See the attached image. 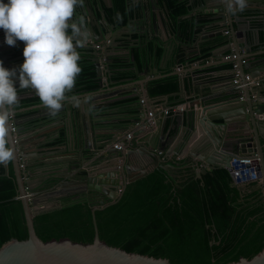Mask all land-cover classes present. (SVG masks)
Returning a JSON list of instances; mask_svg holds the SVG:
<instances>
[{
    "label": "crops",
    "instance_id": "obj_1",
    "mask_svg": "<svg viewBox=\"0 0 264 264\" xmlns=\"http://www.w3.org/2000/svg\"><path fill=\"white\" fill-rule=\"evenodd\" d=\"M166 1H135V5L130 3L128 10L125 9L122 19L118 15L117 25L122 28L119 30L121 32L116 34L118 38L115 37L117 42L114 44L120 42V46L116 51L110 50L109 57H107L113 60L111 64L112 75L107 74L106 76L107 70L103 69L102 82L104 84L102 88L98 87L101 91L100 97L94 101L93 107L87 103L84 104L85 120L80 117L78 119V116L73 114L70 104L77 103L78 100H88L87 97L83 99H78V97L87 95L85 92L80 93L81 90H93L86 86L89 80L96 82L95 88L98 86L95 75L93 79L90 78L89 80L85 77L81 83L75 79L73 88L66 92V99L62 101V107L55 116L51 115L49 110L42 105L34 89L30 87L21 88L17 84L18 103L15 106L14 115L20 121L18 127L23 129L22 136L35 141L34 144L25 148L28 164L34 165L43 158L67 153L70 157H77L82 160L52 164L46 168L56 169L59 167L61 172L65 170L66 172L60 181L69 180L68 184L71 187L80 182L83 184L86 180L85 171L92 168L93 157H90L92 151L94 154H103L106 157L108 155L105 152L107 148L118 146L119 143L122 144L123 139L127 138L126 134L131 133L127 140L133 147L144 146L150 149L152 146L147 145L146 141H150L151 144L157 142V145L161 143L163 150H158L157 155L162 164L172 165L167 170L181 171L182 175L188 173L186 169L194 172L192 168L187 167L194 163L192 160L194 155L188 153L180 156L178 153L188 128L185 114L191 108V104L194 103L195 106H198L197 100L194 99L197 94L205 93L209 86L227 83L224 79H218L219 81L215 84H210V79L219 78L221 75L230 72L228 68L231 63L224 61L223 56L233 51V48L228 46L231 40H233L231 43L234 45H238V42L230 28L221 35H215L214 31H220L219 26L213 25L217 21L206 19L215 14L217 0H208L205 4L207 6L203 5L200 0H196L193 6H190L192 2L190 0H179L186 7V11L182 15H174ZM232 1L234 6V0ZM117 2L119 1L113 0L116 8H118ZM164 2L168 7L169 20L165 23L171 21L172 26L179 27L184 22H190L188 29L190 36L184 37L176 33L174 38L166 35L160 27L158 19L159 11L163 10ZM151 13L155 14L156 18H152ZM230 13L232 14V24L243 33L238 37L243 43L238 48L242 54L248 56L246 61H252L250 72L254 73L255 79H259L260 99L264 101V0H247L242 11L233 10ZM196 18L199 19L196 30L199 33L198 36L194 34L195 31L192 28ZM87 19L91 20L90 17ZM96 19L101 21L99 14L96 15ZM72 22H74L73 18L70 19V23ZM99 28L104 30L106 27L99 24ZM67 31L72 32L71 27ZM125 32H129L133 40L121 38L122 34L125 36ZM205 33L212 35V37L203 38ZM107 41L103 38L93 44V49L100 54L102 68L104 67L102 49L106 46ZM163 43L169 47L165 52L161 47ZM0 44L6 49L5 52H2L3 59H0V62L7 68L17 67L23 61L21 49L24 42L18 40L16 45L6 44L3 29H0ZM73 44L75 47L74 39ZM150 52L152 56L148 59V66H145L143 65V58ZM78 64L79 66H93L91 61L82 62L78 60ZM144 68L147 70L146 74L142 73L141 76H138ZM179 77L182 78L183 83L181 85L179 84ZM171 82L177 83L175 90L156 91L158 86ZM140 99H144V101L141 102ZM165 109L168 110L166 113L164 112ZM148 112L153 113L151 120L148 118ZM136 121H140V124H136ZM79 124L84 130V146H88V149H84V155L81 151V140L77 139L78 135L74 138ZM231 124L234 123L228 125L229 129ZM249 127L251 129V125ZM66 128L70 134L68 144L64 141ZM86 128L88 136L86 135ZM232 129L228 131L226 138L236 135V130ZM260 129L264 133V122L261 123ZM118 131L122 132L117 133ZM98 133L104 136V140H98ZM111 133H114L117 139L99 148V143L111 141L113 137ZM57 134H59L58 137ZM242 134L247 135L245 132ZM175 137H179L178 141H174ZM261 141L264 143V139ZM227 143L225 144L227 150L235 149L234 141ZM193 151L201 153L203 149L199 150L198 147ZM106 162L107 159H103L95 164L93 169L97 171L98 166L101 165L104 170L109 169L110 167L106 165L108 164ZM141 162V166L146 164L148 167L153 163L148 155H144ZM140 165L138 166L141 167ZM138 166L132 164L129 169L134 173L138 170ZM0 169L3 171L2 168ZM32 169L35 171L38 167L34 165ZM6 171L7 175L14 176L10 160L7 161ZM118 174H120L118 180L122 183L123 175ZM247 185L249 184L240 185L242 195L249 193L252 189H260L264 194L263 186H259L258 183H254L251 188H248Z\"/></svg>",
    "mask_w": 264,
    "mask_h": 264
},
{
    "label": "water",
    "instance_id": "obj_2",
    "mask_svg": "<svg viewBox=\"0 0 264 264\" xmlns=\"http://www.w3.org/2000/svg\"><path fill=\"white\" fill-rule=\"evenodd\" d=\"M123 1L124 7L128 10L130 3L135 5V1L140 0ZM190 1H192L190 6H193L196 0ZM200 1L205 5L208 0ZM230 2L233 3L232 0H217L215 14L206 19L217 21L213 25L219 26L220 31H214L215 35H221L230 28L237 38L238 45L232 44L233 40H231L228 46L232 47L233 52L237 54L234 60H236L238 66V73L236 75V70L232 68L231 63V66L228 68L229 73L223 74L219 78L210 79V84H215V82L219 81L218 79H224L227 81L226 84L209 86L205 93L195 96L194 99L197 100L198 106H195L194 103L191 104V108L185 114L188 128L186 136L182 137L181 149L178 153L180 156L188 153L194 155L192 159L194 163L187 167L192 168L195 176L200 178L201 175L219 167L226 168L232 177L230 160L233 157L246 153L257 152L258 160H254L253 163L256 166L257 176L262 178V183H258V185L264 188V143L261 141V139H264V133L260 129L261 123L264 122V107H262L264 101L260 99L261 90L259 84L246 83L245 74H249L251 78L255 77V75L250 72L252 61H242L243 58L248 56L242 54L238 48L243 44L238 39L243 33L232 24V14L228 6ZM119 10V7L116 8L114 5L113 0H79V3L74 7L73 21L78 24L80 18H83L84 21L81 26V34L74 37L75 50L80 56V61H91V64L93 62L95 78L98 82V86L93 90H81L80 93L85 92L87 95L78 97V99L87 97L88 100H78L77 103L70 104L71 111L74 115L78 116V119L80 117L85 120L86 110L84 104L87 103L93 107L95 105L93 104L94 101L100 97L101 91H99V88H102L104 84L102 82L103 69L107 70L106 76L107 74L109 76L112 75L113 69L111 68V64L113 60L107 57H109L110 50L116 51L120 46V42L114 44L117 42L115 38L117 37L116 34L121 32L119 30L122 28L117 25ZM167 13L168 7L164 2L163 10L159 11L158 19L160 27L167 36L175 38L176 33L182 35L179 27L172 26L171 21L165 23L169 21ZM97 14L100 15L101 21L96 19ZM150 16L156 18L155 14L151 13ZM88 17H90V21L87 19ZM198 22L199 19L196 18L192 26L195 31L194 34L197 36L199 34L196 32ZM99 24H102L106 28L101 30ZM68 34L71 35L72 32H68ZM203 35H205L203 38L212 37V35L206 33ZM121 36L123 39L129 38V40H133L129 32H125V36L124 34ZM103 38L108 41L102 49L104 56V67L102 68L100 54H98L97 50L93 49V44H96L99 39ZM161 47L164 52L169 49L168 45L164 43ZM5 51L6 49L0 44V59H3L2 52ZM99 51L101 52V50ZM246 51L248 50L246 49ZM92 55H95V57H92ZM150 56H152L151 52L143 58V65L148 66ZM146 72L147 70L144 68L142 72H139L138 76H141L142 73L146 74ZM236 77L243 84L241 88H236L233 83ZM178 80L181 85L183 83L182 78L179 77ZM17 118L13 115L7 123L10 129L9 144L14 149L10 162L13 166L17 184V197L22 203L28 237L22 242L10 240L4 243L0 247V264H170L167 259H157L148 255L126 252L120 250L118 247L109 246L100 239L95 218L96 210L103 209L120 199L129 182L147 175L156 168L167 170L172 167L171 164H162L160 157L157 155L158 150H163L161 143L157 145V142L151 144L150 141H146L147 145L152 146L150 149L144 146L133 147L129 144L127 138H125L122 144L119 143L118 146L115 145L114 147L107 148L105 152L108 155L106 157L103 154H94L92 151V154H90V157H93L92 168L85 171L86 180L83 184L80 182L71 187L68 184L69 180L60 181L64 176V172H66L65 170L61 172L59 167L56 169H48L46 167L62 162L81 161L82 159L70 157L67 153H60L57 156L46 157L37 161L34 165L38 169L34 171L32 169L34 165L26 162L25 148L34 144L35 141H31L29 137L22 136L23 129L22 127H18L20 121ZM230 123H234L235 126L232 130H236V135L226 138L228 131L231 130L228 128ZM10 124H12L13 129ZM249 125H251V129ZM83 131V128L79 124L74 138L78 135L77 139L81 140V151L84 155V149H88V146H84L85 135ZM121 132L118 131L117 133ZM242 132L247 133V135H243ZM111 134L113 135L111 141L99 143V148L117 139L114 133ZM86 135L88 136L87 128ZM58 136L59 134H57ZM69 137L70 134L66 128L64 141L67 144ZM97 137H99V141L104 140V136L100 133L97 134ZM178 138L175 137L174 141H178ZM228 141H234V150H227L225 148V144H228ZM198 147L199 150L203 149L201 153L193 151ZM144 155H148L152 160L153 163L152 165L150 164V167L146 164L140 165ZM103 159H107L106 163L108 164L106 165L110 168L104 170L101 165L98 166L97 171L94 170V165ZM132 164H137V166L140 165L141 167L138 166V170L133 173L129 169ZM0 168L3 170L1 171L0 169V175H7V162L0 163ZM27 168L28 170H25ZM118 173L123 175L122 183L118 180L120 175ZM230 185L240 187L233 180ZM62 194L78 195L68 200L56 199V197ZM77 202H86L91 207L94 230L93 241L91 243L72 242L66 237L42 241L36 234L33 217L41 212L65 207ZM227 264H264V248L251 258L240 257L237 261H231Z\"/></svg>",
    "mask_w": 264,
    "mask_h": 264
},
{
    "label": "trees",
    "instance_id": "obj_3",
    "mask_svg": "<svg viewBox=\"0 0 264 264\" xmlns=\"http://www.w3.org/2000/svg\"><path fill=\"white\" fill-rule=\"evenodd\" d=\"M118 1L122 19L126 8L123 0ZM166 2L174 15L185 13L183 2ZM189 27L190 22L179 26L182 36H190ZM80 67L78 83L85 77L93 79V66ZM95 85L90 80L86 83L88 89ZM176 88L177 83L171 82L156 91ZM186 171L182 175L181 171L156 168L129 182L117 202L96 210L100 239L126 252L167 259L170 264H227L262 250L263 192L252 189L242 195L240 187L230 185V173L223 167L200 178ZM17 195L14 176L0 175V247L28 237ZM33 224L42 241L66 237L72 242L91 243L94 237L91 207L86 202L41 212L33 217Z\"/></svg>",
    "mask_w": 264,
    "mask_h": 264
},
{
    "label": "clouds",
    "instance_id": "obj_4",
    "mask_svg": "<svg viewBox=\"0 0 264 264\" xmlns=\"http://www.w3.org/2000/svg\"><path fill=\"white\" fill-rule=\"evenodd\" d=\"M79 0H0V29L10 46L23 41V61L15 68L0 62V163L12 159L9 144V118L18 103L17 84L35 90L42 105L55 116L66 99L76 76L80 59L73 39L81 34L84 21L70 23ZM247 0H234L229 10H243ZM71 27L72 34H68ZM75 99V97H73Z\"/></svg>",
    "mask_w": 264,
    "mask_h": 264
},
{
    "label": "built area",
    "instance_id": "obj_5",
    "mask_svg": "<svg viewBox=\"0 0 264 264\" xmlns=\"http://www.w3.org/2000/svg\"><path fill=\"white\" fill-rule=\"evenodd\" d=\"M227 32V31H226ZM98 46V45H97ZM237 54H235L233 51L229 52L228 54H225L223 56L224 61H228L232 63V68L236 70V75H237V63L236 58ZM246 58H243L242 61H245ZM245 80L246 83H251V84H258L259 79H255L254 77L251 78L249 74H245ZM233 83L235 84L236 88H241L242 83L239 81V79L236 77L233 80ZM141 102L144 101V99H140ZM168 110L165 109L164 112L166 113ZM148 118L151 120L153 118V113L148 112ZM150 122V121H149ZM136 124H140V121H136ZM12 126V124H11ZM13 129V126H12ZM131 136V133H127L126 137L129 138ZM254 160H258V155L257 152H251V153H246L238 157H233L230 160V165H231V172H232V177L231 179L238 185L241 184H251V183H262V178L257 176V170L256 166L253 163Z\"/></svg>",
    "mask_w": 264,
    "mask_h": 264
},
{
    "label": "flooded vegetation",
    "instance_id": "obj_6",
    "mask_svg": "<svg viewBox=\"0 0 264 264\" xmlns=\"http://www.w3.org/2000/svg\"><path fill=\"white\" fill-rule=\"evenodd\" d=\"M78 194H76V196H74V194H62L58 197H56V199L58 200H68L71 197H77Z\"/></svg>",
    "mask_w": 264,
    "mask_h": 264
}]
</instances>
